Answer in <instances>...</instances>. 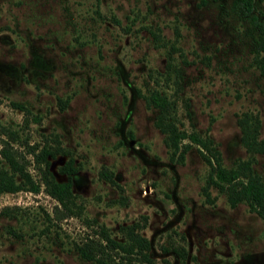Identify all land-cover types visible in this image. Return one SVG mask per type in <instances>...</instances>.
<instances>
[{"label":"rangeland","instance_id":"1","mask_svg":"<svg viewBox=\"0 0 264 264\" xmlns=\"http://www.w3.org/2000/svg\"><path fill=\"white\" fill-rule=\"evenodd\" d=\"M252 2L264 19V0ZM255 34L231 0H0V148L8 141L38 181L43 162L28 148L55 137L65 152L47 156L49 170L64 180L71 158L79 210L56 218L42 184L0 192V264H91L73 243L98 225L122 239L133 222L158 263L264 264V218L208 183L196 143L178 158L143 99L165 94L177 126L208 135L234 166L250 156L244 115L264 138ZM252 158L264 181V151ZM171 245L185 247L183 262Z\"/></svg>","mask_w":264,"mask_h":264},{"label":"trees","instance_id":"2","mask_svg":"<svg viewBox=\"0 0 264 264\" xmlns=\"http://www.w3.org/2000/svg\"><path fill=\"white\" fill-rule=\"evenodd\" d=\"M231 6L235 13L247 17L256 30L255 51L258 56V66L264 73V19L254 11L252 0H231ZM145 104L148 107L157 109L154 124L166 134L165 141L173 148V152L178 150V158H182L184 152L196 143L198 151L204 161L209 165L207 181L223 192L230 205L244 201L251 210L264 218V181L258 173L252 170V154L264 151V138H257L258 121L256 117L244 115L240 119L241 142L244 144L250 156L240 159L234 166L226 167L221 164L219 151L212 144L208 135L203 137L197 131H186L177 126L170 114L174 112V104L167 96L157 89H152L147 95H143ZM16 107L23 108L20 103L12 102ZM53 144L41 146L35 149L29 146L28 152L36 162H43L39 180H33L26 168L24 156L17 153L8 143L2 141L0 155L7 164L6 168L0 167V192H11L19 189L38 191L40 184L44 191L55 199L53 213L56 218L67 215H79L78 205L75 203L72 192L71 174L75 171L71 158L68 157L58 169L60 173L66 175L64 180L56 179L49 170V160L47 156L54 157L57 153H64V149L57 143L54 137ZM15 175L19 179H16ZM145 218V216H144ZM142 223L133 222L122 228V239H115L110 235L106 227L98 225L92 234L86 235L80 241L73 243V248L77 255L91 264H114L116 257L121 258L125 264H130V260L137 259L139 264H166L156 262L149 255V241L142 235L138 228ZM161 249L166 251L168 247L161 245ZM176 255L183 262L186 257V249L183 245H171Z\"/></svg>","mask_w":264,"mask_h":264}]
</instances>
